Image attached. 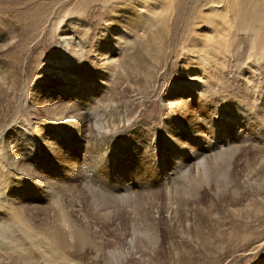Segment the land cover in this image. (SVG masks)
<instances>
[{
    "label": "rangeland",
    "instance_id": "1",
    "mask_svg": "<svg viewBox=\"0 0 264 264\" xmlns=\"http://www.w3.org/2000/svg\"><path fill=\"white\" fill-rule=\"evenodd\" d=\"M259 1L0 0V264H264V0ZM68 59L99 100L110 97L125 114L123 124L111 123L117 129L101 145L88 142L91 123L84 119L99 106L79 111L76 104L71 112L60 98L43 101L55 61ZM205 98L221 109L233 107L235 118L241 114L248 121L244 132L223 125L225 136L211 152L213 137L199 120L192 135L183 129L184 106L210 113ZM70 114L71 124L61 119ZM172 121L184 133L156 137L158 156L176 170V146L170 145L179 139L202 153L203 172L211 178L197 173L196 159L188 173L172 171L170 182L140 185L151 173L141 174L139 166L150 170L153 160L140 133L154 127L153 135L166 136ZM23 132L33 135L25 147L17 139H24ZM249 133L253 138L246 139ZM34 147H40L38 159L20 154ZM15 155L27 165L14 168ZM228 163L230 181L218 187L213 171ZM116 169L125 172L123 182ZM155 170L153 165L157 176ZM125 183L136 185L117 200L116 187ZM48 194L74 227L90 235L89 245L65 235L55 252L26 240L27 224L54 231ZM104 197L111 198L112 213L103 207Z\"/></svg>",
    "mask_w": 264,
    "mask_h": 264
},
{
    "label": "bare ground",
    "instance_id": "2",
    "mask_svg": "<svg viewBox=\"0 0 264 264\" xmlns=\"http://www.w3.org/2000/svg\"><path fill=\"white\" fill-rule=\"evenodd\" d=\"M261 1H259V2L261 3ZM236 2H237V0H236ZM248 2H245V3H247V5L242 4V6L244 8L243 9L241 8V10H243L244 12L246 11L244 9H246V7L248 6ZM263 2H262V4H263ZM256 4H257V2H256ZM234 5H236V4H234ZM237 5H239V2H237ZM250 5H253V4H250ZM260 8H262V7H260ZM238 10H240V8L237 9V11ZM62 36L68 37V35L66 33L62 34ZM67 39H68V41H70L71 37H68L65 40H67ZM72 51H73V49L72 50L70 48L68 49V52L72 53ZM69 59L65 60V61H55L57 71L52 73V74H55L53 77L47 78L48 80L45 83L44 89H47L49 91V95L46 94L43 101L46 102L47 101L46 98H48L49 102L51 101L53 103H56L55 100H57V98H60V99L66 101L67 106L65 108L71 112H73V106L76 104L80 105L79 111H86L87 105L91 106L90 109H95V108L97 109L99 106L98 110H95L92 112L90 111V113H89V111H86L87 116H85L84 119H86L87 121H89L91 123V127L88 126V130H89V134L87 135L88 136V142L90 144H92L93 146L101 145L102 143L107 141V138L109 139V137H111L110 135L112 133V130L117 129V127L115 125H114L115 127L110 128V126L113 125L111 123H115V121H120L122 123V117H125V114L123 113V111L119 112V110H120L119 105L116 104L115 102H113V100L110 97H108L107 100L104 99V97L99 100L98 96H96L98 94L95 93V89L93 87L94 85L92 84V85L88 86L86 76L81 75V74H77L76 72H80L81 69L79 67H77L78 65L73 63L72 59L71 60H69ZM205 100H206L204 102V104L206 103L205 108H207V110H209L210 113L208 115H206L207 112L204 114L202 111L199 113H194V112H191V109L186 108V106H187L186 105L183 107V111H182L184 117H186V121H185L186 123H183V120H182V123L184 125L183 129L185 131H187L188 134L192 135L196 131L195 129H192L194 122L199 120L202 123V125L204 126V128L206 129L207 135H209V137L210 136L213 137L211 139V142H214V144H209V146H208V151L211 152V150H215V151L217 150V148L219 147V143H220L219 139L223 138L221 136H225V133H222L226 130V128L223 125H227L228 123L233 124V125L236 124L237 129L239 130L242 127L240 130L244 132L248 126L247 125L248 121L245 120L241 114H236L239 117L235 118V109L231 106H229V107L226 106L225 109H221V108L217 107L216 105H214V103L211 104L212 102L210 103V99L205 98ZM45 108L49 109V103L46 105ZM99 112H101L100 117H99ZM176 115L178 116V114H176ZM183 115H180L179 117L181 118ZM209 116H211V117H209ZM169 117L174 119L172 117V115H170ZM81 118L83 119V117H81ZM61 119L66 121L69 124H71V121L73 120L71 114L68 117L65 115H62ZM179 120L181 121V119H179ZM249 120H250V118H249ZM176 121L177 120H175V122ZM176 127H179V126L172 121L171 128L168 129L167 132H165L166 136L164 134L163 135H159V134L153 135L152 133H154L157 130L154 127L151 128V132L140 133V135L141 134L145 135V139L147 140L145 147L149 152H151L152 156H150V155L149 156L152 157V159H153L152 160V167L150 170H147V168L142 166V165L139 166V171L141 174L144 171H148L151 173V176L149 178L146 177L147 178L146 184H140V185H146V187H151V184H155V183L159 182L161 179H162L163 183L170 182V179L172 178L170 176V173L172 171L175 174L180 173L181 175H184L190 171V168L188 167V163L191 160H196V159H199L197 161V173H203L204 174L203 171L205 169V162L200 160L202 153L201 152H195L192 149L186 148L184 146V144L179 141V139H177V142H178L177 144L170 145L171 148L176 146L175 149L172 151V155L175 158V163H176L175 169L176 170H171L169 168V166L164 163L162 157L158 156L159 149L157 146L156 137L160 138V139H161V137H164V139L170 140L171 139L170 136H171L172 132H175L178 134L184 133L183 130H181L180 128H176ZM18 129L20 130V128H18ZM259 130L264 133V129L261 126H260ZM20 131H22V130H20ZM23 133L24 134H22V135H24V139L22 137L21 138L16 137V138L20 139L24 143V147H25L26 144L31 140V138H33V135L29 134V133H25V132H23ZM169 134H170V136H168ZM219 134H220V136L217 137ZM193 136H196V133ZM252 136L253 135H251L249 133L247 135L246 139L250 138V137L253 138ZM209 137H207V138L209 139ZM110 139H114V137L112 136V138H110ZM198 139H200V138H198ZM106 144H108V146H106V147H109L110 144L109 143H106ZM20 147L22 148L23 146H20ZM114 147H115V145L114 146L112 145V147H111L113 152H115ZM12 148H14V147H12ZM136 148H137V146H135L134 149H136ZM99 149H101V147H99ZM111 149H110V152H111ZM31 150L32 151H30V153H27L25 150H23V152L22 153L20 152V154L25 158L26 157H28L30 159L33 158V160L38 159V157L41 156L40 147H34V148H31ZM118 150H123V147L118 148ZM113 152H111V153H113ZM108 153H107V155H108ZM111 153H109L110 156L107 158H109V159L113 158V154H111ZM127 153H129V152L123 151L121 153V155H125ZM19 155H15L13 157L14 168L15 167L21 168V166L24 167L27 165L24 161L21 162V160L19 159ZM2 156H3V154H2ZM28 158H27V160H28ZM2 160L3 159H1V162H2ZM153 165L156 167L155 172H156L157 176L152 174ZM231 168H232V163L231 164L228 163L221 170L213 171L214 172L213 178H215L214 184L216 186H218V187L226 186V184L229 183V181H230L229 179L231 178V174H232ZM116 170H117V179L119 181L120 180L122 181L123 178H121V177L123 175L125 176V172H123L119 169H116ZM204 175L208 178H211V172H207ZM144 178H145V176L142 175V177L139 176V178H137V179L140 180L139 181L140 183H142ZM204 184H206V183H204ZM135 185H133V184L131 185V183L130 184L125 183V184L119 185L118 187H116V193L118 196H114L113 192H108V191H107V194L116 197L118 200V197L123 198L124 195L126 196L127 195L126 192L128 190L132 189ZM107 186L115 187V184H113V181H109ZM202 186L203 185H201V184L198 186V188H197L198 192L202 188ZM35 192H37V191H35ZM40 192H41V190H40ZM45 193L47 194V192H45ZM54 194H56V193H54ZM48 195H49V198H52L51 203H53V205H52L53 210L51 212V217H52V220L54 223L53 224L54 225V227H53L54 231L49 232L50 231L49 230L48 231L49 233H47L46 230H42V229H38V228L33 229L32 227H30L31 225L27 224V225H25V228H24L25 232L27 233V235L24 234L25 238L27 236L30 239H33L36 242L40 243L44 248L50 247L55 252H59L58 247H62L63 242H64L63 237L65 235L67 237H72V239L75 237L79 238L81 241H77V242H79V243L83 242V246L89 245L91 242L90 235H88L86 233V236H84V234H82V232H81L82 230H80V228L78 229V228L74 227L72 225L73 222L71 223L68 219V218H70V216L67 217V214H64L60 210L61 208L58 207L57 204L55 203L56 198H53L52 194H48ZM109 200H111V198L109 199L107 197H104L103 207H105L108 210V213H112V211L109 210V207L112 205V203L109 202ZM3 202H4L5 206L7 207L8 211H10V213L18 219L19 224L24 225L22 222V219H21L22 216L19 215L20 213H18V212H17L18 214L16 213V211H17V210L15 211L16 207L14 206L15 209L13 208V205L11 204L10 200L8 198H5V200ZM65 213H67V212H65ZM53 228H51V230ZM21 229H23V228H21ZM25 232H23V233H25ZM149 234H151V233H149ZM44 236L50 237L52 242H48V240L45 241ZM26 240H27V238H26ZM126 240H128V239H126ZM96 248H98V246ZM10 249H11V255L12 254L14 255V248H10ZM23 249L25 250V248H23ZM30 250L32 252V249H30ZM48 250H49V248H48ZM15 251H16V249H15ZM45 255H46V253H45ZM26 261L27 260H25V262ZM16 262H19V261H16ZM16 262L14 263V260H13L14 264H16ZM26 263H29V262H26ZM19 264H21V263L19 262Z\"/></svg>",
    "mask_w": 264,
    "mask_h": 264
}]
</instances>
